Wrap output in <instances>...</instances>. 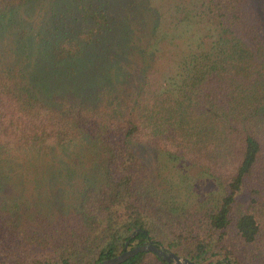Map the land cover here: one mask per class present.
I'll return each instance as SVG.
<instances>
[{
  "label": "trees",
  "instance_id": "trees-1",
  "mask_svg": "<svg viewBox=\"0 0 264 264\" xmlns=\"http://www.w3.org/2000/svg\"><path fill=\"white\" fill-rule=\"evenodd\" d=\"M37 3L27 27L16 12ZM11 33L24 47L10 64L0 48V153L105 157L66 216L0 205V264H96L146 241L197 264L264 256V0H0Z\"/></svg>",
  "mask_w": 264,
  "mask_h": 264
},
{
  "label": "rangeland",
  "instance_id": "rangeland-1",
  "mask_svg": "<svg viewBox=\"0 0 264 264\" xmlns=\"http://www.w3.org/2000/svg\"><path fill=\"white\" fill-rule=\"evenodd\" d=\"M162 3L167 4L166 1ZM158 4L159 2H156L153 5L159 7ZM28 11H33L29 17L22 12V8L16 13L25 22L31 23L27 27H36L42 17L45 16L44 5L37 3L35 7H29ZM12 38L13 40H10ZM18 39V36L11 33L4 34L2 38L4 42L0 41V48L4 51L3 57L8 64L15 62L14 50L21 51V48L24 47L22 44L20 45L21 48L19 47ZM6 44L9 47L5 46ZM10 47H12V50H10ZM22 56L25 58V55ZM32 62L33 58L31 57L28 63L31 65ZM35 70L30 68V70L25 69L24 71L30 76V72L32 73ZM44 74L42 70H39L36 75H31L42 79L41 77ZM39 83L40 81H38V85ZM54 84H58V82H54ZM48 88L52 90L54 87L49 84ZM63 94L65 93L54 92L52 100L61 101L72 97L62 96ZM90 146V144L77 142L75 146L68 148L66 153H62L58 149L44 151L39 156L28 152L0 153V181L3 182L0 185V205L17 206L23 217L31 215L33 217L41 216L40 218L55 219L68 215L72 190L81 185L86 176L90 181L93 176L97 175L98 169L97 166L94 169L95 164H92V159L95 161L97 158L100 161L105 157L103 147L99 145L97 148L92 149ZM94 150L98 153H95ZM62 163H67L65 165L72 170L66 172L63 167H60ZM96 163L98 164L97 161ZM7 173L9 177L5 178L4 175ZM61 175H63L62 178H60ZM196 188L203 193L202 195H208L215 187L211 183L198 181ZM256 259L257 261L251 264H264V256Z\"/></svg>",
  "mask_w": 264,
  "mask_h": 264
},
{
  "label": "water",
  "instance_id": "water-1",
  "mask_svg": "<svg viewBox=\"0 0 264 264\" xmlns=\"http://www.w3.org/2000/svg\"><path fill=\"white\" fill-rule=\"evenodd\" d=\"M126 247L127 244L125 245V248ZM139 252H152L157 257L163 259L169 264H197L189 258L177 255L167 248L156 246L151 241H146L145 243L137 245L131 249H125V251H123L121 254L108 259H104L97 262L96 264H120Z\"/></svg>",
  "mask_w": 264,
  "mask_h": 264
}]
</instances>
